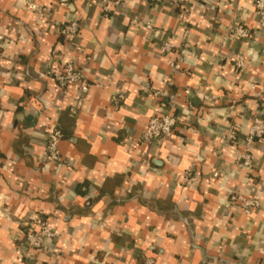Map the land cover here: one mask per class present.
Returning <instances> with one entry per match:
<instances>
[{"label": "crops", "instance_id": "1", "mask_svg": "<svg viewBox=\"0 0 264 264\" xmlns=\"http://www.w3.org/2000/svg\"><path fill=\"white\" fill-rule=\"evenodd\" d=\"M93 1L0 0V264H264V140L251 166L237 161L264 117L254 0H122L106 13ZM73 20L78 33L60 35ZM55 48L100 86L63 93L47 75ZM167 111L172 134L142 140ZM55 124L59 163L45 153ZM235 192L263 205L242 214L229 206ZM33 215L56 236L28 259Z\"/></svg>", "mask_w": 264, "mask_h": 264}, {"label": "built area", "instance_id": "2", "mask_svg": "<svg viewBox=\"0 0 264 264\" xmlns=\"http://www.w3.org/2000/svg\"><path fill=\"white\" fill-rule=\"evenodd\" d=\"M62 3H67L69 0H59ZM122 0H96L93 4H98L101 10L106 13L114 10ZM147 2H158L160 0H143ZM29 8L34 9L35 5H28ZM254 9L258 21L264 23V0H254ZM133 23H142L150 28L151 24L148 21H139L136 17L132 19ZM80 29L77 20L70 21L60 28V35L63 37H73ZM233 34L238 38H245L249 36V31L242 25L233 27ZM173 48L170 42H164L161 46L163 53L169 52ZM172 66L178 68L179 65L171 63ZM234 66L236 69H242L245 66V57L242 53H237L235 56ZM47 75L50 76L66 94L69 85H78L82 92H87L91 86H100L99 83H90L83 75L82 71L78 69L71 58L64 57L63 53L55 48L52 53V58L47 67ZM154 97L162 95L161 92H153ZM123 100V95L115 93L111 97V102L118 105ZM177 124V118L170 112H162L161 114L152 115L146 125V128L141 137L142 140L158 139L172 134L174 127ZM228 139L234 141L236 139L235 132L229 131ZM62 138V132L58 125L50 127L45 137V153L47 157L55 163L62 161V157L58 148V143ZM255 139L264 140V117L255 115L253 122L249 128L248 134L244 138V149L238 156L237 161L239 165L249 167L252 164V149L251 145ZM2 195L0 194V202ZM263 202L257 197H247L241 192L232 193L229 197V206L236 211L249 215L253 210L260 208ZM24 234L27 248L21 253L22 257L32 258V251L41 249L46 242L50 241L56 236L55 230L50 226L45 218L38 215H33L30 219L23 222ZM142 264H156L155 258L144 255Z\"/></svg>", "mask_w": 264, "mask_h": 264}, {"label": "trees", "instance_id": "3", "mask_svg": "<svg viewBox=\"0 0 264 264\" xmlns=\"http://www.w3.org/2000/svg\"><path fill=\"white\" fill-rule=\"evenodd\" d=\"M62 132V131H61ZM62 137H63V132H62Z\"/></svg>", "mask_w": 264, "mask_h": 264}]
</instances>
